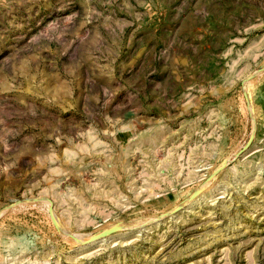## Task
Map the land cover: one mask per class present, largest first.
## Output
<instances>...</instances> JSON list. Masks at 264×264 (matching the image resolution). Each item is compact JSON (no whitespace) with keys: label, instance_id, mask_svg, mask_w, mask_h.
Returning a JSON list of instances; mask_svg holds the SVG:
<instances>
[{"label":"rangeland","instance_id":"obj_1","mask_svg":"<svg viewBox=\"0 0 264 264\" xmlns=\"http://www.w3.org/2000/svg\"><path fill=\"white\" fill-rule=\"evenodd\" d=\"M0 264H264V0H0Z\"/></svg>","mask_w":264,"mask_h":264}]
</instances>
